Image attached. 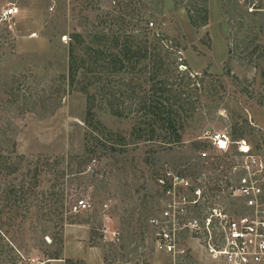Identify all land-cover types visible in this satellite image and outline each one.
I'll return each mask as SVG.
<instances>
[{"label":"rangeland","instance_id":"1","mask_svg":"<svg viewBox=\"0 0 264 264\" xmlns=\"http://www.w3.org/2000/svg\"><path fill=\"white\" fill-rule=\"evenodd\" d=\"M186 3L0 0V264H223L199 247L158 252L147 220L157 177L175 172L164 147L208 149L199 137L220 131L219 158L197 157L200 172L231 153L264 158V0H207L198 26ZM179 72L203 81L177 102ZM159 109L179 111L164 115L184 125L181 144L161 141ZM88 196L92 208L74 210Z\"/></svg>","mask_w":264,"mask_h":264},{"label":"built area","instance_id":"2","mask_svg":"<svg viewBox=\"0 0 264 264\" xmlns=\"http://www.w3.org/2000/svg\"><path fill=\"white\" fill-rule=\"evenodd\" d=\"M17 11V6H8L2 16ZM222 136L220 131L203 133L199 138L209 146L198 150V158L210 160L208 165L217 162ZM226 158L216 173L166 171L157 178L163 198L147 220L155 250L178 260L199 247L223 264H264V158L255 153ZM93 162L95 158L89 170ZM91 208L90 196L74 206L76 211Z\"/></svg>","mask_w":264,"mask_h":264},{"label":"trees","instance_id":"3","mask_svg":"<svg viewBox=\"0 0 264 264\" xmlns=\"http://www.w3.org/2000/svg\"><path fill=\"white\" fill-rule=\"evenodd\" d=\"M184 0H173L174 2V7L175 8H179L182 5V2ZM132 3H128V7H132ZM186 9H187V13H188V17L190 22L195 25H205L208 23V19H209V9L207 6V0H195V1H188L186 3ZM132 10V8H131ZM74 60L70 61V70L69 73H63V77L65 79H67L68 81V85L71 88H74L77 85V79L76 76L74 75ZM176 80L172 83L176 84V89L175 92L172 94L173 99H175L177 102L180 101L181 98L186 97V93L181 90L178 89L180 86H186L189 87L191 85L192 88H196L197 84L202 83L203 79L201 77H199L198 75H194L193 77L191 75L188 74H183L180 73L176 74ZM101 89H106V84L105 87L104 85L101 87ZM178 90V91H177ZM103 93L106 94L103 90ZM123 95V93H120V95ZM133 96H131L132 98L137 99L136 97V93H132ZM145 95H142V97L144 98ZM150 101H157V98L154 99H150ZM143 103V108H145V103H147L146 98L145 100L143 99L142 101H139L138 103ZM158 103L160 105H163V103H161L160 101H158ZM145 104V105H144ZM165 107V106H164ZM162 110L159 109L156 112L157 117L159 118L160 124L157 126V128L163 130L165 133L164 135H158L159 137H161V141L163 143L166 142H178V144H181V142H183L182 139V134L180 133V128H183V124H181L180 119L178 118L177 120H175L177 114H179V111L177 110ZM165 113H171V115L173 114L175 118H173L172 116L168 115L165 116ZM177 113V114H176ZM153 134H155V129L153 130ZM158 134V133H157ZM156 134V135H157ZM183 146V144L181 145ZM167 150V157L173 158L174 159V163H173V169L176 173H179L183 176H188L191 173H198V169L200 167V162L196 160V158L198 157L197 152L200 149H197V147H195L192 144V149L194 150L193 152H196V154H194L193 152H190L188 154H177L175 153V151H177L176 149H174V147H164ZM178 152V151H177ZM183 152V151H180ZM119 161V160H117ZM160 176V175H159ZM158 176V177H159ZM157 177V178H158ZM10 195L14 198H17V192H15V190L13 189L10 193ZM145 202V201H144ZM58 254V253H57ZM53 255L50 256L48 258H60L59 255ZM67 264H84L83 262L81 263L80 260H72V259H66Z\"/></svg>","mask_w":264,"mask_h":264},{"label":"water","instance_id":"4","mask_svg":"<svg viewBox=\"0 0 264 264\" xmlns=\"http://www.w3.org/2000/svg\"><path fill=\"white\" fill-rule=\"evenodd\" d=\"M219 143H220L221 145H224V143H225V138H224V136H222V137L220 138Z\"/></svg>","mask_w":264,"mask_h":264}]
</instances>
